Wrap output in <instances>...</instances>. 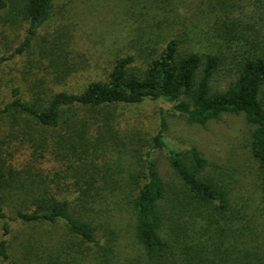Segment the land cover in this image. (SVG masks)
I'll return each mask as SVG.
<instances>
[{"label": "trees", "instance_id": "1", "mask_svg": "<svg viewBox=\"0 0 264 264\" xmlns=\"http://www.w3.org/2000/svg\"><path fill=\"white\" fill-rule=\"evenodd\" d=\"M54 1L0 0V10L20 2L27 22L23 40L0 56V65L18 62L23 54L34 63L32 41L52 18ZM129 3L143 40L137 54L112 60L106 79L67 86L79 66L52 47L48 62L56 88L41 91L36 78L16 74L0 80V118L9 124L0 139V221L5 235L15 230L0 237V264H264V0ZM189 11L193 19L203 18L204 28L187 29ZM146 100L169 103L189 123L243 115L257 164L256 207H234L229 190L206 175L209 161L196 147L183 150L167 142L163 112L148 146L139 138L117 146H129L135 167L116 174L109 163L118 152L114 110ZM26 128L54 131L34 141L41 153L40 158L33 153L31 163L49 156L67 165L35 179L30 190L10 184L15 171L7 163L17 151L15 138L22 140ZM155 149L167 152L171 177L160 173ZM110 186L131 208L138 246L132 255L120 249L117 233L102 220L104 210L95 207ZM7 202L13 203L10 216ZM13 239H19L15 261Z\"/></svg>", "mask_w": 264, "mask_h": 264}, {"label": "rangeland", "instance_id": "2", "mask_svg": "<svg viewBox=\"0 0 264 264\" xmlns=\"http://www.w3.org/2000/svg\"><path fill=\"white\" fill-rule=\"evenodd\" d=\"M131 5L129 0H55L52 18L32 41L34 63L29 65L26 54L17 58L18 62H14L15 59L7 60L0 65V80L12 78L16 74L25 78H36L35 83L40 86L41 91L56 88L58 84L51 83L56 82L57 75L48 62L52 47L62 49L67 60L77 62L79 66V70L68 78L67 86L75 88L91 80L106 79L112 60L127 52L137 54L139 39L140 42L143 40L141 24L136 17V10L131 11ZM137 10L139 11V5ZM190 13L186 12L185 21L183 20L187 29L195 32L201 27L204 28L203 18L201 20L200 17L197 21ZM26 25L20 2L10 3L0 10V56H8L21 43ZM191 34L196 36L194 33ZM193 43L200 44L196 41ZM200 46L203 47V44ZM140 60L139 57L137 62ZM160 112H163L166 118L168 143L183 150L191 146L196 147L209 161L206 175L229 190L233 205H236L234 207L243 206V203L251 210L256 207L260 192L257 164L248 147L251 126L241 114L225 113L217 119L208 120L205 124H197L189 123L182 114L172 111L170 104L163 101L146 100L136 105L117 106L114 110L112 134L113 142L116 144L115 150L118 152H112L111 157L117 164L109 161L113 163L116 174L122 170H126L124 174L129 173L135 167L128 159L129 146L126 148L117 146L123 147L121 145L123 142L138 138L141 144L148 146L158 128ZM8 129L9 124H4L0 118V139ZM27 132L22 140L21 137L15 138L17 151L14 157H8L7 163L15 171V178L10 184L14 186L23 184L25 189L30 190L36 183L35 179L43 178L47 173L52 175L55 171H60L59 169H65L67 165L55 162L49 156L42 158V162L37 160L36 163H31L29 157L34 153L33 155L36 154L37 158H40L41 153L36 150L37 144L34 141L47 138L53 135L54 131L29 128ZM153 156L157 160L160 173L165 178L171 177L167 152L155 149ZM106 190L104 200L95 207L104 210L102 220L108 228L117 233L120 249L132 255L138 246L132 232L131 208L126 198L120 200L119 196L116 197V191H111L114 190L111 186ZM116 190H120V187ZM66 194L71 196L70 192ZM12 205L11 202L5 204L8 216L11 215ZM2 223L3 221H0V237L8 238L15 233V230H11L5 235ZM11 226L17 228L16 224ZM18 243L19 239L12 240V244L15 245L11 250L14 261L20 255L16 252Z\"/></svg>", "mask_w": 264, "mask_h": 264}]
</instances>
